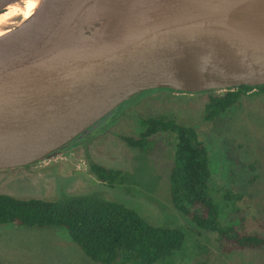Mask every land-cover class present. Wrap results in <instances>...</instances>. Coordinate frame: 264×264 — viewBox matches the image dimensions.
Here are the masks:
<instances>
[{"label":"water","instance_id":"obj_1","mask_svg":"<svg viewBox=\"0 0 264 264\" xmlns=\"http://www.w3.org/2000/svg\"><path fill=\"white\" fill-rule=\"evenodd\" d=\"M261 85L264 0H42L0 36V170L53 158L143 92Z\"/></svg>","mask_w":264,"mask_h":264},{"label":"rangeland","instance_id":"obj_2","mask_svg":"<svg viewBox=\"0 0 264 264\" xmlns=\"http://www.w3.org/2000/svg\"><path fill=\"white\" fill-rule=\"evenodd\" d=\"M207 92H143L125 101L53 158L0 170V194L16 199L56 200L68 195L99 194L137 211L150 224L178 227L186 233L175 264H264V250L223 253L216 233L203 230L174 209L167 184L174 150L171 133L151 137L150 150L131 148L122 137H137L138 118L163 116L192 127L206 145L210 189L221 206V219L241 231L264 237V94L253 89L213 122L202 119ZM92 161L123 171L122 185L97 181L87 170ZM235 199L224 208L223 194ZM0 264H99L84 255L56 227L0 226Z\"/></svg>","mask_w":264,"mask_h":264},{"label":"trees","instance_id":"obj_3","mask_svg":"<svg viewBox=\"0 0 264 264\" xmlns=\"http://www.w3.org/2000/svg\"><path fill=\"white\" fill-rule=\"evenodd\" d=\"M253 89L264 94V85L207 91L203 121H216ZM137 124L141 128L137 137L124 136L122 140L141 151L150 150L152 136L173 134L167 194L174 209L197 227L216 233L223 253L264 250V237L243 232L234 221L221 219L222 206L209 185L208 151L195 129L163 116L138 118ZM87 163L88 172L97 181L109 186L124 183L123 171ZM237 198L225 192L224 208ZM1 225L59 228L86 257L99 264H175L174 257L186 238L181 228L150 224L133 208L99 194L68 195L56 200L16 199L0 194Z\"/></svg>","mask_w":264,"mask_h":264},{"label":"bare ground","instance_id":"obj_4","mask_svg":"<svg viewBox=\"0 0 264 264\" xmlns=\"http://www.w3.org/2000/svg\"><path fill=\"white\" fill-rule=\"evenodd\" d=\"M42 0H19L0 12V36L33 15Z\"/></svg>","mask_w":264,"mask_h":264}]
</instances>
